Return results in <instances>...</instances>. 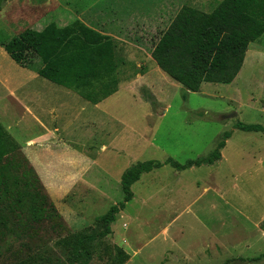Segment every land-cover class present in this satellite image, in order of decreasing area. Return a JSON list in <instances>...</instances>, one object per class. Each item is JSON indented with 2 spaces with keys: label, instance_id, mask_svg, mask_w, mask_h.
<instances>
[{
  "label": "rangeland",
  "instance_id": "1",
  "mask_svg": "<svg viewBox=\"0 0 264 264\" xmlns=\"http://www.w3.org/2000/svg\"><path fill=\"white\" fill-rule=\"evenodd\" d=\"M163 1L78 0L85 16H99V25L93 24L96 28L121 37H143L144 50L117 47L116 55L125 61L118 70L117 92L106 109L84 111L97 118L91 130L99 133L78 145L87 146L96 165L89 163L83 179L57 205L47 198L54 209L45 220H13L9 226L15 225V240L8 242L12 229L0 235V247L11 246L0 264H83L79 259H89L87 264H264V220L257 229L254 226L264 214V162L252 160L237 167L235 177L222 180L227 195L222 199L207 191L213 180L207 165L177 170L165 164L143 173L131 186L132 199L110 225L111 233L86 241L85 251L78 244L81 237L103 229L97 217L123 201L121 175L137 162L170 157L184 163L206 157L226 131L233 134L230 145L264 155V132L235 127L241 122L264 128V34L249 44L257 46L234 83L205 82L193 92L170 78L148 55L167 23L147 35L136 24L139 14L157 11ZM217 1L203 5V10L211 11ZM184 3L192 1L179 0L177 5ZM65 4L64 0H0V40H9L28 27L40 30L50 22L59 26L71 22L76 7L72 1ZM61 11L66 23L59 18ZM27 70L37 83H51ZM57 87L56 91H71L82 100L74 91ZM59 95L63 98L65 93ZM58 103L55 100L57 108ZM101 144L106 145L104 151ZM34 179L30 174L29 180ZM226 185L234 189L232 193ZM38 187L34 182L30 190ZM38 192L46 196L43 187ZM36 245L41 247L17 259Z\"/></svg>",
  "mask_w": 264,
  "mask_h": 264
},
{
  "label": "trees",
  "instance_id": "2",
  "mask_svg": "<svg viewBox=\"0 0 264 264\" xmlns=\"http://www.w3.org/2000/svg\"><path fill=\"white\" fill-rule=\"evenodd\" d=\"M263 33L264 0H218L208 12L184 4L160 33L149 55L170 78L196 92L205 82L231 83L243 65L249 43ZM0 46L19 66L34 70L39 76L74 91L92 104L118 90V70L125 62L116 55V44L108 35L78 19L64 26L50 22L40 30L25 28L9 40H0ZM235 127L243 131L264 132L259 124L238 122ZM222 135V140L206 157L188 159L184 163L170 157L165 161L151 159L127 168L120 179L123 201L111 205L97 217L96 220L103 225L102 230L78 239L81 250H86V241L111 233L110 225L125 203L132 199L131 186L143 173L165 164L177 170L213 164L220 158V149L231 132ZM30 174H34L37 180L31 182ZM34 182L39 187L32 191L30 188ZM41 185L19 145L0 125V235L12 229L8 242L15 240V225L9 226L15 218L40 222L54 209L51 203L48 204L47 195L38 192L43 187ZM10 247H0V257L5 256L4 252H9ZM40 247H27L26 253L17 259ZM16 254L17 251L13 256ZM79 260L87 264L89 259Z\"/></svg>",
  "mask_w": 264,
  "mask_h": 264
},
{
  "label": "crops",
  "instance_id": "3",
  "mask_svg": "<svg viewBox=\"0 0 264 264\" xmlns=\"http://www.w3.org/2000/svg\"><path fill=\"white\" fill-rule=\"evenodd\" d=\"M69 1H72L76 7L74 12L76 18L72 21L78 19L85 25L108 35L116 44L115 51L120 46L130 49L136 47L138 50H144L142 46L143 37H121V35H115L111 30L103 31L96 28L99 25L97 22L99 21L97 19L99 16L93 13L85 16L84 10L78 7V0H64V4L69 3ZM191 1L192 4L188 5L203 10V5L208 6L214 0ZM178 2L179 0H164L157 11L150 12V14H139V21L136 24L139 23L141 27L145 28V35H147V32H154L161 23H167L168 25L181 6L187 4L184 3L178 6ZM59 5L62 7L61 1ZM59 18L64 21L63 23L68 21L63 11L60 12ZM95 21L97 22L96 26L93 25ZM147 37L149 39L152 38L151 35ZM259 39L260 37L256 41ZM250 46L248 45L247 47V54L245 53L243 63H247L250 52H253L257 45H252L251 48ZM144 54H146L145 51ZM241 70L238 72L237 78L240 76ZM36 78L33 72L26 68L19 65L15 67V62L0 46V125L19 145L29 166L33 168L38 176L45 194L56 204L83 179L84 169L90 167L89 163L93 164V166L96 165V161L91 160L87 153V146L78 145L79 142L88 143L95 134L99 133L91 130V127L95 126L97 118L92 116L91 112L88 114L84 113V111L106 109L107 103L111 100L114 93L99 103L92 104L83 98L82 100L77 99L75 95H71V91H68L67 88L63 89L67 91H56L58 84L43 77V79L54 85L46 83L47 86L37 83ZM59 92H64L65 96L60 98ZM55 100L61 101L60 104L58 103L59 108L55 106ZM231 141L233 142L232 132L231 136L226 139L225 145L220 149V158L213 164L207 165L208 170L212 168L213 171V173H210V177L213 179L211 180L212 184H209L211 187L207 191L213 192L221 199L227 196L225 193L226 189L222 185L223 179L228 181L229 177L236 174L237 167L238 169L242 168L243 165L249 164L250 160L260 161V163L264 162V155H261L260 152L250 154L246 150L233 146V144L230 145ZM104 149H106V145L101 144L100 151H104ZM262 152L264 154V151ZM229 163L232 166L226 169ZM224 165L226 167H221ZM220 167L222 169H219ZM192 168L194 166L188 169ZM227 188L231 190V193L234 190L228 186ZM102 193V190H100L101 195ZM262 220H264V214L257 218L254 224L256 229ZM220 221L222 222V220ZM239 227L241 228V224H237V229H240Z\"/></svg>",
  "mask_w": 264,
  "mask_h": 264
}]
</instances>
